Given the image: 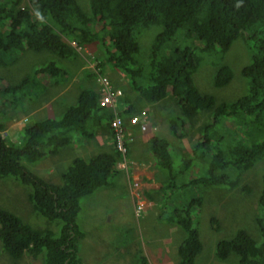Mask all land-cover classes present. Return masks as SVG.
Returning <instances> with one entry per match:
<instances>
[{"label":"trees","instance_id":"1","mask_svg":"<svg viewBox=\"0 0 264 264\" xmlns=\"http://www.w3.org/2000/svg\"><path fill=\"white\" fill-rule=\"evenodd\" d=\"M19 2L0 0L1 67L13 64L25 50L46 51L73 60L76 51L98 35L102 60L95 65L97 75L103 74L105 66L122 74L129 89L147 103L170 98L180 114L168 121L172 136H183L187 121L200 113L208 114L210 121L199 129L200 141L188 152L184 150L179 159L172 158L166 139L153 137L148 141V150L165 176L161 199H166L169 192L167 198L179 203L174 204L170 216L159 218L166 224H175L182 232L174 264H194L201 244L190 207L201 206L202 198L182 200L186 192L191 188L201 192L213 187L237 188L239 176L264 157V0H87L86 11L75 0H26L27 6L22 9L18 8ZM152 25L159 26L160 31L141 60L137 37ZM178 31L200 46L168 45ZM239 38L250 54L249 63L240 70L247 82L246 92L233 102L215 103L213 97L199 93L192 81L200 63L199 53L221 57ZM59 73L63 75L65 70L48 63L14 85L0 86V131L6 111H15L21 98L28 94L44 91L38 77L57 79ZM231 76L229 68L221 66L212 84L224 87ZM119 115L127 120L134 115V108L128 104ZM111 118L112 113L98 105V94L81 89L74 103L58 117L23 125L18 144L6 143L0 137V180L10 177L27 187L31 211L48 223H55L58 231L55 234L47 227L33 229L0 207V252L11 264H17L24 255L36 259L40 254L43 264H82L76 250L82 237L75 222L79 201L111 186L119 172V154L112 144L110 152L88 159L73 158L60 173L57 184L33 175L21 160L34 163L54 156L74 136L91 139L97 127L109 130ZM241 191L247 194L249 189L245 186ZM257 208L259 243L237 230L229 240L215 244L217 261L233 254L237 257L235 264H264V175L260 178ZM164 211L162 208L161 213ZM139 263L147 264L143 256Z\"/></svg>","mask_w":264,"mask_h":264},{"label":"rangeland","instance_id":"2","mask_svg":"<svg viewBox=\"0 0 264 264\" xmlns=\"http://www.w3.org/2000/svg\"><path fill=\"white\" fill-rule=\"evenodd\" d=\"M75 2L82 11L87 10V0H75ZM26 6V0H20L18 8L22 9ZM159 31L160 27L156 25L140 31L137 43L138 56L141 60L148 54L152 40ZM97 37L98 35L93 36L88 46L78 49L76 51L77 57L73 60L61 59L46 51L33 52L25 50L17 55L13 64L5 67L0 66V86L2 87L14 85L35 68L48 63L56 69L65 70V74L59 73L57 79L49 78L47 75L38 77L45 86L44 91L38 90L37 94H28L29 98L27 96L21 98V103L15 111L5 112L0 137L6 143L18 144V140L21 138L20 129L22 125L31 123L33 118L34 120L45 118L47 107L44 106L45 103L43 102L46 100L53 98V107L56 105L54 103H60L61 99L67 102L64 104L66 107L74 103L79 92L78 88L83 87V77L89 72L95 74V71L97 72L95 65L102 60L101 47L96 40ZM62 40L65 41V39ZM168 45L189 46L192 48L197 47L199 43L193 38H184L183 32L178 31ZM199 57L200 63L192 75L193 84L199 93L213 97L215 103L233 102L245 94L247 82L240 75V70L249 63L250 54L243 39L235 40L221 57L200 53ZM221 66L228 67L232 76L227 85L216 88L212 84V79L216 70ZM110 71L112 70L109 67H103L101 76L107 77L106 75H109ZM60 79L62 80L61 83H59ZM118 79H116L118 83L122 82L123 79L125 80L124 77L120 78L119 76ZM67 85L68 88L59 96L58 92L62 86L64 89ZM35 105H38V111L36 110V114H33L35 117L31 114H25L27 113L26 110L33 108ZM144 105L146 108L143 107L139 116L136 117L146 123L149 112H151L154 123L170 140L169 144H171L174 151L181 148V150L188 152L195 143L200 141L199 129L201 125L210 121L207 113H200L194 119L187 121L185 134L175 138L169 132L168 126V121L180 116L174 102L166 97L157 103ZM58 106L63 105L59 104ZM74 138L70 140L71 143L66 147L73 146L75 142H82L83 144V139L77 136H74ZM78 149V154H83V147L79 148L78 146ZM70 156L69 153L65 156H45L34 163H27L24 160H21V163L36 177L47 183L57 184L60 173L69 164L66 163L71 158ZM79 156L83 158V155ZM174 157L172 155V158ZM177 157L179 159V156ZM128 160L126 152L124 167L121 168L120 163H117L118 169L123 171L125 175L128 174L129 182L127 181L126 188L125 180L122 183L123 176L118 175L113 178L109 188L99 189L79 201V211L75 222L82 237L77 242L76 250L82 264H140L139 257L145 255L150 258L148 264L175 263L176 250L182 232L175 224H166L159 218L164 219L170 216L169 212L174 208L176 202L173 198H167L169 195V192H167L166 199H159L160 205H162L161 208L166 211L163 214L161 212L156 214V207L159 208L157 195H150L153 204L145 203L144 198L146 195L143 194L145 189L140 188L139 180L130 179L128 169L132 164ZM262 175H264V157L239 176V186L237 188L213 187L202 192L191 188L186 192L182 200L189 201L196 197L202 198L201 206L190 207L193 227L198 232L201 244V251L195 257L194 264H235L237 257L233 254H230L224 261H217L214 258V247L218 241L232 238L237 230H243L254 242L259 243L260 234L257 230L255 218L259 214L257 200ZM245 186L249 189L247 194L241 191V188ZM28 190L27 187L20 185L10 177L0 180V207L9 211L33 229L47 227L56 234L58 231L55 223L50 224L31 211L30 204L27 201ZM128 192L132 194L134 199L133 205ZM159 252L162 254L158 255ZM42 258V254L38 255L36 259L24 255L17 264H43ZM0 264H11L2 252H0Z\"/></svg>","mask_w":264,"mask_h":264},{"label":"crops","instance_id":"3","mask_svg":"<svg viewBox=\"0 0 264 264\" xmlns=\"http://www.w3.org/2000/svg\"><path fill=\"white\" fill-rule=\"evenodd\" d=\"M89 74L87 73L83 77V82H82L83 87L78 88L79 89L78 91H80L81 89H90L97 94L98 87H97V84L95 82V78H96L97 73L95 71V74H93L91 72H89ZM106 76L108 77V80H109V82L113 88L116 87V89L121 90L125 104L127 103L126 104L127 106H128V104H130L132 106V108H134V115L133 116H139V113L142 111L143 107L146 108V106L144 104H147V103H145L142 99H139V97H137V95L129 89V87L127 86V82L124 79L122 80V82L118 83V81H120L118 79V76L120 78H123L122 74L110 71V74L106 75ZM116 79H118V81ZM66 88H68V85L65 86L64 89L62 86L61 90L58 92L59 96L61 94H63V92L66 90ZM53 100H54L53 98H50L49 100H46L45 102H43V103H45L44 106L47 107V112L45 113V118L57 117V115L59 113H62L63 108L66 107V106H64V104L67 102L64 99H61L60 103H58V102L54 103L56 105H54V107H53V105H52ZM59 104H62L63 106H58ZM37 107H38V105H35V106H33V108L26 110L27 113H25V114H27V115L31 114L33 117H35L33 114H36L35 113L36 110L38 111ZM40 108H42V107H40ZM22 115H24V114H22ZM25 118H27V117L25 116ZM37 120H40V119L38 118ZM37 120H34V118H33L31 120V122H35ZM145 124H146L145 131L143 133H141L137 126L129 125L127 122L125 123L127 131L129 133V138H130V141L127 145V155H128V159H129L128 162H130L132 164L131 167H129L128 171H129V174L131 177L130 179L131 180H133V179L139 180L140 188L142 187L145 189L143 194H145L146 197H148V198H146V197L144 198V201L146 204H149V205L153 204L152 197L150 196L151 194L157 195L158 202H159L158 203L159 208L157 206L156 207L157 210H155V211H156V214H158L159 212L162 211L159 199H161L160 189H161V187L165 181V176H164L163 172L161 171V169L156 165L155 160L153 159L152 155L150 154V152L148 150V141L150 139H152L153 137L164 138L168 141V143H170V140L165 137L166 135H164V132L162 133L159 130L158 125H156L154 123V120L151 116V112H149L148 121H146ZM93 131H94V133H93V137L91 139L83 140V144H82V142L81 143L75 142L73 146L64 147L56 155L65 156L69 153L71 155L70 156L71 158L66 163V164H68V163H70V161L73 158H82L79 155H81V156L83 155V159H88V158H91V157L97 155L98 153H101V152H106V153L110 152L112 150V136L110 135V131L108 129H104V128H100V127H97ZM74 139H77V138H74ZM78 146H79V148L83 147V154L82 153L78 154L79 153L78 152V150H79ZM183 151L184 150H181V148L178 150L176 149L174 151L172 146H170V153H171V155H174L175 157L182 155ZM51 157H53V156H51ZM117 165L118 164H116V167H117ZM117 169H118V167H117ZM118 171L119 172H118L117 176L118 175L123 176L122 183L125 180V188H126L127 181L129 182L128 174L126 173V175H125V173L123 171H121L120 169H118ZM128 194L132 198V205H133L134 199L132 197V194L130 192H128ZM132 209H133V207H132ZM181 239H182V236L180 238V241H181ZM160 253L161 252H159L157 254L160 255ZM143 257L145 258V260L148 264L150 261V258L146 257V255Z\"/></svg>","mask_w":264,"mask_h":264},{"label":"built area","instance_id":"4","mask_svg":"<svg viewBox=\"0 0 264 264\" xmlns=\"http://www.w3.org/2000/svg\"><path fill=\"white\" fill-rule=\"evenodd\" d=\"M96 84L98 87V105L107 108L112 113L109 130L112 135L113 148L120 157L118 163L123 168L125 165L127 145L130 141L125 123L127 122L129 125L137 126L141 133L145 131L146 124L136 116L129 117L127 120L120 117L119 114L126 111L127 105L123 102L122 92L119 89L113 88L106 77L96 75Z\"/></svg>","mask_w":264,"mask_h":264},{"label":"clouds","instance_id":"5","mask_svg":"<svg viewBox=\"0 0 264 264\" xmlns=\"http://www.w3.org/2000/svg\"><path fill=\"white\" fill-rule=\"evenodd\" d=\"M236 6H237V7H240L241 5L237 4ZM36 16H37L38 18H40V13L37 12V13H36Z\"/></svg>","mask_w":264,"mask_h":264}]
</instances>
